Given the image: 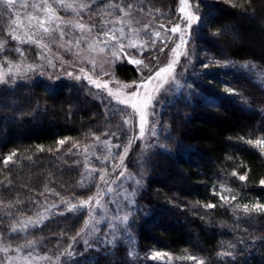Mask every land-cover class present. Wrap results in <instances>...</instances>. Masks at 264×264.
<instances>
[{"label":"trees","instance_id":"1","mask_svg":"<svg viewBox=\"0 0 264 264\" xmlns=\"http://www.w3.org/2000/svg\"><path fill=\"white\" fill-rule=\"evenodd\" d=\"M208 14L210 21L205 17L201 29L208 39L199 38L207 51L264 69V0H215ZM211 31L215 34L208 35ZM7 33L0 19V38L12 47ZM219 70L227 86L247 96L241 102L248 107L207 86L204 93L216 102L215 109L196 96L179 103L178 113L189 114L170 118L169 130L174 134L180 125L178 141L189 148L156 149L138 171L142 187L128 230L140 253L156 248L189 253L200 264H264V209L253 210L264 205V146L256 143L264 140V89L241 68ZM115 72L125 81L136 77L127 64ZM110 118L105 103L83 81L27 78L0 84L1 246L30 241L43 251L72 243L85 224V211L54 214L20 237H7V223L35 215L47 203L94 192V185L82 183L81 166L58 145L61 140L91 144L108 129ZM128 165L136 171L132 160ZM98 258L96 264L124 262Z\"/></svg>","mask_w":264,"mask_h":264},{"label":"rangeland","instance_id":"2","mask_svg":"<svg viewBox=\"0 0 264 264\" xmlns=\"http://www.w3.org/2000/svg\"><path fill=\"white\" fill-rule=\"evenodd\" d=\"M172 1L19 0L17 3L13 0L11 9L0 3V19L6 22L7 34L14 42L10 47L6 45L5 38H0V76L3 77L0 84L27 78L34 81H83L91 88L94 97L105 103L107 119L114 117L104 134L91 144L79 145L76 140H64L58 145L59 151L69 153L74 163L81 166L82 183L94 185V192L83 199L47 203L32 216L16 217L7 223L6 235L24 236L52 215L70 211L86 212L83 231L70 245L47 250L42 247L43 251L38 242L0 245V264H96L99 256L105 261L123 259L124 262L119 261L122 264L201 263V259L189 253L173 254L156 248L145 253L137 251L128 222L137 205L135 197L142 187L139 172L156 149L185 151L189 148L178 141L180 125L176 126L174 134L169 130L170 118L189 114L178 113L180 102L196 96L215 109L216 102L204 93L206 86L210 92L224 93L235 101L247 102L244 93L225 84V77L218 69L237 71L241 68L262 89L264 69L249 61L238 63L220 59L199 41L200 37L208 39L202 32L204 19H208L215 0H186L185 5H181L180 0L174 1L173 5ZM45 6L50 11H45ZM182 6L185 8L183 13L180 11ZM189 12L198 19L191 22L190 27H185L189 21L182 17ZM40 21L44 22L43 25ZM80 24L84 25L83 29L78 27ZM176 24L184 29L185 40L178 49L176 45L180 44L181 33L169 31ZM132 44L136 46L130 47ZM10 50L12 53L6 55ZM130 59L143 63H130ZM173 59L178 60L174 73L159 92L154 93L155 100L148 109L147 124L141 136L138 115L117 100L137 91L136 85L159 68L166 67ZM122 64L133 67L136 77L129 81L119 78L115 71ZM92 80L106 82L108 88H97ZM160 83L162 80L154 81L149 90ZM109 90L115 95H110ZM144 93L141 88L139 95L142 97ZM245 102L241 103L247 108ZM126 117L128 123H125ZM183 120V117L179 118L180 122ZM131 160L136 171L128 165ZM89 198H92L91 202L81 206V202ZM116 253L121 254L119 259L113 257Z\"/></svg>","mask_w":264,"mask_h":264},{"label":"snow or ice","instance_id":"3","mask_svg":"<svg viewBox=\"0 0 264 264\" xmlns=\"http://www.w3.org/2000/svg\"><path fill=\"white\" fill-rule=\"evenodd\" d=\"M16 2L18 3L19 0H16ZM0 3H3L5 5V7L8 9H11V7L13 6V0H0ZM180 3H181V5H185L186 0H180ZM67 7H71V5H67ZM129 7H131V5H129ZM44 10L50 11V9L47 6L44 7ZM121 11H123V9H121ZM180 11L183 13L185 11V8L182 6L180 8ZM182 19H187L189 21V25H187L185 27H190V23L197 20L198 18L195 17L193 13L189 12L188 15L185 17H182ZM117 22H119V21H117ZM40 23H41V25H43L44 22L40 21ZM78 27L83 29L84 25L80 24V25H78ZM160 27L163 28L164 25L161 24ZM44 31L47 32L48 29L45 28ZM169 31H171L173 34H175L177 32L181 33L180 44L176 45L177 49L180 48L181 44L185 43L184 35H183L184 29L181 28L180 24H176ZM105 35H109V33H105ZM156 35L159 36V33H156ZM115 38L116 37L113 35V39H115ZM129 46L135 47L136 45L132 44ZM123 47H124V45L121 44L120 48L123 49ZM161 51H163V49H161ZM175 51H176V49H173V52H175ZM113 55H116V53H113ZM129 62L138 64V65L143 63L141 60H131V59ZM177 62H178L177 59H173L166 67L159 68V70L155 71V73L153 75L145 77L140 84L136 85L137 91L130 93L127 96V98H125V99H118L117 100L118 103L125 105L127 107H131L134 110V113L136 115H138L139 126H140V135L141 136L143 135L145 125L147 124V117L149 115L148 109L152 106L153 101L155 100L154 93H158L160 87L163 86V83L168 82V78L171 77L174 73V65ZM83 71L84 70L81 69V72H83ZM69 75H71V73H69ZM105 75H107V73H105ZM2 79H3V77L0 76V80H2ZM77 79H79V77H77ZM161 80H162V83H160L158 86L149 90L150 84H152L154 81H161ZM91 82L93 84H95V86L97 88H108V83H106V82H103V81L97 82V80H92ZM127 87H132V85H128ZM141 88L145 90V93L142 97L139 95V90ZM109 94L115 95V93H113L111 90H109ZM121 111H123V109H121ZM125 123H128L127 117L125 118ZM64 142L65 141H63V140L59 141L60 144H63ZM256 143L260 144L261 146H264V140H258V141H256ZM125 152H126V150H125ZM122 159H123V157H121V160ZM10 160H11V157L6 158L5 164H7L8 161H10ZM121 175H123V173H121ZM244 178H245L244 176L240 177L241 180H243ZM101 179L103 180V176H101ZM91 200H92V198H89L88 201H82L81 206L88 205L91 202ZM208 207H213V205L209 204ZM258 208L264 209V205H254L253 206V210H256ZM244 210L249 211V207L247 205H245ZM85 226H87V222H86ZM189 259H191V257H189Z\"/></svg>","mask_w":264,"mask_h":264}]
</instances>
